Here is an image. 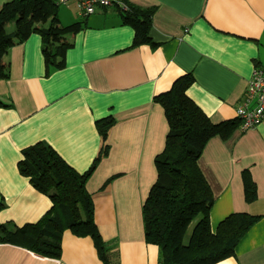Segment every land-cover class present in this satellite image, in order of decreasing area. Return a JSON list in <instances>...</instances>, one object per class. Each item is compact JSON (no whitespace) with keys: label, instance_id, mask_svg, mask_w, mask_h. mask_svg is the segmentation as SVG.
Instances as JSON below:
<instances>
[{"label":"crops","instance_id":"obj_1","mask_svg":"<svg viewBox=\"0 0 264 264\" xmlns=\"http://www.w3.org/2000/svg\"><path fill=\"white\" fill-rule=\"evenodd\" d=\"M9 1L0 0V9ZM127 2L155 8L149 32L155 45L133 47L135 31L120 8L106 7L84 18L70 1L58 4L59 26L76 25L59 37L60 44L69 45L64 68H51L47 75L43 40L36 32L6 47L1 65L9 78L0 81V98L11 106L0 108V224L35 223L51 207L50 199L20 174L24 148L45 141L84 173L102 152L96 121L113 116L109 153L87 184L95 222L118 264H161L159 248L145 239L142 214L157 179L154 158L168 133L154 97L191 73L187 95L213 123L238 119L248 80L255 68L264 69V0ZM198 164L215 196L213 231L232 213L260 216L235 255L216 264H264V121L248 131L239 125L227 139L213 137ZM246 170L257 187L251 203L244 198ZM0 264L103 262L91 237L66 230L60 258L0 243Z\"/></svg>","mask_w":264,"mask_h":264},{"label":"trees","instance_id":"obj_2","mask_svg":"<svg viewBox=\"0 0 264 264\" xmlns=\"http://www.w3.org/2000/svg\"><path fill=\"white\" fill-rule=\"evenodd\" d=\"M57 0H11L0 9V81L9 78L1 59L7 46L24 42L32 33L41 35L43 56L48 75L51 68L65 66L69 45L59 37L76 25L59 26ZM124 22L135 31L133 47L155 45L149 32L155 8H142L129 3L121 12ZM49 21L47 27H37ZM15 23V30L6 32L5 24ZM191 73L178 77L171 89L154 97L164 110L168 124L165 147L154 158L157 179L143 205L145 239L159 248L161 264H216L236 253V247L260 216L246 212L232 213L213 231L210 212L214 193L202 173L198 159L206 144L215 136L227 139L240 120L213 123L187 95L193 84ZM0 98V108L10 107ZM113 116L96 121L102 152L84 173L72 167L50 144L40 141L22 150L18 162L20 174L51 201V207L35 223L16 226L0 224V243L24 247L44 256L60 258L62 237L70 230L79 237H91L103 264H118L110 253L95 222V208L87 184L102 156L109 153L108 138L115 125ZM244 198L247 203L258 197L256 183L246 170L242 172ZM199 221L188 235L190 224Z\"/></svg>","mask_w":264,"mask_h":264},{"label":"built area","instance_id":"obj_3","mask_svg":"<svg viewBox=\"0 0 264 264\" xmlns=\"http://www.w3.org/2000/svg\"><path fill=\"white\" fill-rule=\"evenodd\" d=\"M74 1L78 13L88 17L106 7H118L122 11L129 9L127 0H57L58 4ZM240 129H255L264 121V69L255 68L248 80L243 103L237 109Z\"/></svg>","mask_w":264,"mask_h":264},{"label":"rangeland","instance_id":"obj_4","mask_svg":"<svg viewBox=\"0 0 264 264\" xmlns=\"http://www.w3.org/2000/svg\"><path fill=\"white\" fill-rule=\"evenodd\" d=\"M61 8H64V6H63V5H60V9H61ZM10 23H13V24H14V22H7V23L5 24V30H6V32H12V30L14 29V28H13V24H10ZM198 221H199V218L195 219V220L190 224L189 229H188V233H191L193 226H195V225L197 224ZM188 235H189V234H188Z\"/></svg>","mask_w":264,"mask_h":264}]
</instances>
